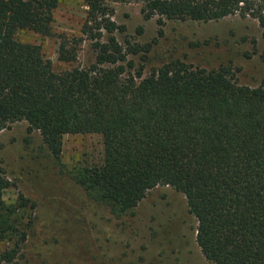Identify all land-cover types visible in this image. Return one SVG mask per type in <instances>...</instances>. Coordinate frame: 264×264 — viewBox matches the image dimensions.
<instances>
[{"label":"trees","instance_id":"obj_1","mask_svg":"<svg viewBox=\"0 0 264 264\" xmlns=\"http://www.w3.org/2000/svg\"><path fill=\"white\" fill-rule=\"evenodd\" d=\"M82 1L89 8L82 32L95 62L57 72L42 47L20 35L53 36L61 0H0V132L26 122L56 159L66 135H100L102 162L74 175L94 201L122 215L156 187H170L185 196L210 263L264 264V82L240 85L230 66L207 70L181 60L134 73L130 56L140 49L120 45L115 32L123 28L107 1ZM131 1L144 20L157 18L161 35L166 20L233 15L264 29V0H118ZM76 59L63 42L60 60ZM11 187L0 169V262L17 264L33 207L23 196L7 205Z\"/></svg>","mask_w":264,"mask_h":264},{"label":"rangeland","instance_id":"obj_2","mask_svg":"<svg viewBox=\"0 0 264 264\" xmlns=\"http://www.w3.org/2000/svg\"><path fill=\"white\" fill-rule=\"evenodd\" d=\"M106 1L112 20L123 28L115 32L120 45L140 49L130 56L134 73L142 70L147 76L181 60L207 70L230 66L240 85L264 82V29L257 20L239 15L207 23L166 20L161 35L157 18L144 20L138 2ZM88 9L82 0H61L53 36L27 32L20 38L40 45L57 72L89 68L95 52L82 32ZM63 42L77 52L74 62L60 60ZM103 156V138L97 134L66 135L56 159L26 122L0 132V169L12 183L4 201L18 204L23 196L33 207L25 214V222L31 217L33 224L17 264H212L197 244V222L185 196L174 189L156 187L122 215L94 201L74 175L101 163ZM5 248L0 243V250Z\"/></svg>","mask_w":264,"mask_h":264}]
</instances>
